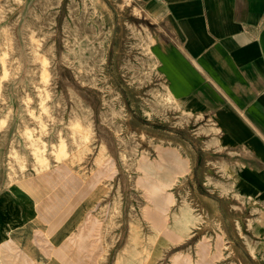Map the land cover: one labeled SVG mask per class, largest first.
<instances>
[{
    "label": "crops",
    "instance_id": "0c3cea01",
    "mask_svg": "<svg viewBox=\"0 0 264 264\" xmlns=\"http://www.w3.org/2000/svg\"><path fill=\"white\" fill-rule=\"evenodd\" d=\"M133 1L156 29L151 53L185 120L142 139L148 222L171 244L196 243L191 252L181 246L171 264H228L227 244L246 264V256L264 264V0ZM107 149L87 143L0 196V264L107 256L99 207L103 184L118 176ZM181 193L193 195L200 214L191 230L186 219L167 218ZM131 252L116 264H158L155 251L143 263Z\"/></svg>",
    "mask_w": 264,
    "mask_h": 264
},
{
    "label": "rangeland",
    "instance_id": "374dc122",
    "mask_svg": "<svg viewBox=\"0 0 264 264\" xmlns=\"http://www.w3.org/2000/svg\"><path fill=\"white\" fill-rule=\"evenodd\" d=\"M141 14L133 0H0V196L87 143L107 146L102 154L113 155L118 176L103 184L99 215L108 254L97 264H116L131 251L141 263L155 251L158 264H171L181 246L195 250L193 242L163 240L164 229L147 219L142 139L185 120L151 53L156 29ZM193 198L179 195L171 223L186 219L188 230L197 227ZM225 250L228 264H246L232 246Z\"/></svg>",
    "mask_w": 264,
    "mask_h": 264
}]
</instances>
